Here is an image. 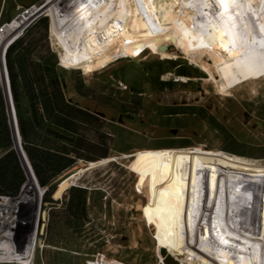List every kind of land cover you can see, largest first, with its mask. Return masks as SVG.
Listing matches in <instances>:
<instances>
[{
    "label": "rangeland",
    "instance_id": "rangeland-1",
    "mask_svg": "<svg viewBox=\"0 0 264 264\" xmlns=\"http://www.w3.org/2000/svg\"><path fill=\"white\" fill-rule=\"evenodd\" d=\"M32 1L34 3L29 7L24 6L20 0L13 1L16 9L25 8L23 14L28 13L31 16L25 23L21 22L20 27L18 26L19 28L16 29H10L13 24L10 22L2 25L0 30L3 26L9 24L4 28V34L6 33L4 36L5 42L13 36L20 37L34 20L41 16H47L50 20V43L59 59L60 72L67 97L72 102L101 114L113 121L117 126V142L113 146L110 157L103 159L105 161L100 160L103 162H95L97 164L94 166L89 163L79 162L61 177V180H63L68 175L77 172L71 175L68 182L77 180L76 183L78 186L87 187L95 193L96 204L91 211L92 219L84 226V229L89 234L88 237L95 236L92 239L90 238L80 243L81 245L79 244L78 248H80L81 253L73 252V254L81 256L82 252H87L90 247H94L97 250V254L94 255V260L89 261L87 264H122L118 261V258H123L129 263L136 264H162L161 250L168 264H214L211 261L209 262V260H204L196 253L191 254L189 250H184L183 253H179L178 250L184 247L180 240L175 243L177 246L174 247V251L168 245H161L156 232L145 221L144 207L141 204V199L146 194L140 188L137 175L131 166L136 155L146 150L189 148L205 153L209 151L221 152L232 158L260 162L259 165L251 166V170L247 169L245 171L243 170L244 172H240V182L237 184L235 172L240 171L239 166L231 162L214 161L219 177L224 178L228 186V196L225 197V200H222V203L225 206L234 208L235 211L233 220L236 228L234 229L235 233L232 234L242 236L241 232L248 230L251 231L256 239L262 241L263 238H259L258 232L264 233V228H260L259 226V223L264 219V200H259L257 207L260 220L253 222L252 216L255 214L253 211L255 209L254 188L256 175L260 169H264V157H261L264 154V80L245 83L233 91H224L222 85L224 80L220 76L213 58L207 56V63H203L206 67H211L212 65L214 73H210L205 67L196 64L195 61L199 59L198 57V59L192 57V55L189 58L187 57L183 49L189 51L191 49L189 47L192 45L191 41L190 39H182L180 41L178 36H176L178 33L173 34V41L168 45L169 53H167L169 55L167 57L146 51L136 57L131 54H129L130 56L121 57L111 63L107 68L92 73L86 72L83 68H66L62 64L61 56L65 52L63 45H69V38L72 35L68 22L70 18L77 19L79 17L78 19H84V14H86V7L83 6L84 3L78 1L75 5L68 8H60V4L58 6L51 5L40 10L47 4L48 0ZM86 1L91 4L90 0H85V4ZM127 1L130 2V0ZM127 1L122 0L123 8L119 10L121 11L120 17L115 19H119L121 23L119 26L123 27V30L121 29L122 33L126 31V33H131L137 39L141 37L142 42L167 36L165 31L158 30L159 27L153 26V19L155 21L160 19L166 20L169 17V12L164 10L158 14L159 16H156L157 18H153V9L151 7L154 4L144 7V5L137 3L134 7L133 5L130 6V3L128 4ZM92 2L99 9L101 8L104 13L110 12V10L112 11L110 7H105L99 0H92ZM59 3L61 2L59 1ZM65 4L67 5L68 3L61 5ZM184 6V10L181 12L173 9V13L177 15L173 17V21L182 22L186 30H193V26H195L197 31L199 30V33L210 44L212 43L207 38L206 31L198 26L200 24L202 25V20L205 17L209 19L207 25L209 26V32L213 34L219 30L225 31L231 29L230 31H235L236 24L230 23L237 21L235 16H242L241 12L239 10L237 11L238 8H236L235 12H232L231 8H228V1L225 0H207V3L205 1L202 4L199 0H195V2L194 0H186ZM191 6H193V9ZM130 7L133 8L130 9ZM87 9L92 10H89L91 14L94 12L93 8L89 6H87ZM212 9H215V11ZM218 10L225 14L219 13ZM164 16L165 18H163ZM213 16L215 17L213 18ZM186 17L189 18L187 22ZM216 20L221 21V23L216 22ZM224 20L226 22L229 20V23H225ZM139 23L141 24L139 25ZM144 24L146 25L145 27L148 24V29L144 28ZM111 26L106 25V28H112L113 26ZM175 29L177 28L175 27ZM75 33H78V31ZM148 36L149 38H147ZM212 47L217 50L215 45ZM191 57L195 59L194 62ZM166 59L182 61L195 77H180L174 68L165 66L164 68L167 72L162 76V80L166 82V85H163L157 91H153L150 88L147 75L143 71V68L149 62ZM82 82L93 89L107 86L109 87L107 89L108 92L112 90L134 92L133 88L142 89L145 91L143 96L148 100V106L139 115L121 114L109 106L97 103L91 97L87 98L79 94L76 90V85ZM89 95L92 96L93 93L89 92ZM171 108H176L180 112H192V108H195L200 114L205 115H199L197 117L188 115L169 116L167 113L172 112ZM208 114L219 120L223 129H218L216 126H213ZM228 135L234 137L237 142L245 144L246 147L238 145V149L248 153L249 156L234 155L225 151V148L229 145ZM17 140L18 137L16 138L15 135V148L19 151L27 178L29 177L31 179L29 184L32 183L35 194L41 196L43 190L39 189L40 192H38L35 189L33 184L35 180L30 175V169L21 151L20 141ZM183 145H187V147H181ZM187 173L193 176L196 183L199 181L203 185L205 179L199 175L198 170H189ZM64 189L65 187H62L56 196H54L55 191L53 192L52 198H57L54 199L55 202L46 201V193L43 195L42 212H47V218L50 210L53 208L52 206L57 205L58 208L63 207L64 195L66 194ZM236 190H238L240 197L235 195ZM219 197L220 192H218ZM98 199L101 200L100 202L102 204L98 203ZM223 214L224 207L222 205L219 208L217 224L220 231H225L223 227ZM140 221L145 223V233L141 241L140 249H135L133 248L134 243L132 237ZM226 225H229V221ZM181 237L187 238L186 234ZM194 243L196 244L197 242ZM199 244L195 246L197 249L203 250ZM33 245H35V251L31 264H45L46 260L43 257V253L48 248L45 244V231L44 234L39 232L38 238L31 236L29 243L23 247V253H27ZM209 254L215 258L217 257L216 253L209 252ZM75 262L78 261L75 260ZM78 264H82V261L81 263L78 262ZM260 264H264V256Z\"/></svg>",
    "mask_w": 264,
    "mask_h": 264
},
{
    "label": "bare ground",
    "instance_id": "bare-ground-1",
    "mask_svg": "<svg viewBox=\"0 0 264 264\" xmlns=\"http://www.w3.org/2000/svg\"><path fill=\"white\" fill-rule=\"evenodd\" d=\"M78 1L84 3L86 14H84L83 20L81 18L78 19L79 17L77 19L69 17L68 23L70 24L69 28L72 35L69 38V45L63 43L65 52L61 56L62 64L66 68H83L86 72L92 73L107 68L121 57L129 54L136 57L146 51L167 57L169 55L168 49L165 50L162 47L168 48V45L173 41V34L178 33L176 36H178L180 41L182 39H190L191 41L192 45L188 46L191 49L189 51L183 49L187 57L189 58L191 55L194 58L198 57L199 59L197 58L198 60L195 61L196 64L205 67L210 73H214L212 65L211 67H206L203 63H207V56L213 58L218 72L224 80L222 84L224 91H233L245 83L264 80V0H225L228 1V8L230 7L232 12H235L236 8H238L237 11L239 10L242 14L241 17L235 16L237 20L236 22L234 21L235 23H230L236 24L235 31H230L231 29L219 30L212 34L209 32V26L207 25L209 19L207 17L202 18V25L198 26L206 31L207 38L216 46L217 50L213 49V45L199 33V30L197 31L193 24V30H186L182 22L173 21V17L177 16L173 13V9H176L177 12L184 10L183 7H185L186 0H130V2L126 0L128 4L130 3V6L133 5L134 7L137 3L144 5V7L154 4L151 7L153 9V18H157L156 16L164 10L169 12V17L166 20L155 21L153 19V26L159 27L158 30L165 31L167 36L149 39L150 41L148 40L147 42H142L141 37H139V40L131 33H126V31L125 33L124 31L123 33L121 32L123 27L119 26L121 24L119 19H115L120 17L121 11L119 10L123 8L122 0H99L105 7L108 6L112 9V11L110 10L107 13H104L101 8L99 9L92 0H90L91 4L87 1L85 4V0H48L47 4L40 10L51 5L58 6L59 4L60 8H68L75 5ZM199 1L201 4L205 1L207 3V0ZM64 3L68 4L61 5ZM87 6L93 8L94 12L92 14L89 11L91 9H87ZM191 7L193 9V6ZM132 8L130 7V9ZM186 8L185 10H187ZM218 11L219 13H224L220 10ZM192 14L194 13L192 12ZM30 16L28 13L21 14L15 19L10 29L19 28L21 22L25 23ZM132 17L134 16L132 15ZM187 21H189V18L186 17ZM228 21L224 20L225 23H229ZM216 22L221 23L218 20ZM106 25H112L113 27L111 26L112 28L108 29ZM132 26L134 27V25ZM145 26L144 24L146 29L148 24L147 27ZM75 30L78 33H75ZM184 31L186 32L184 33ZM4 32V29L0 31V73L6 80L4 51L7 42L4 40L6 35ZM192 57L191 59L194 62L195 59ZM12 121L13 125H15L13 117ZM217 160H221L224 163L231 162L237 166H255L260 164V162L232 158L221 152L209 151L205 153L189 148L139 152L131 167L137 175L140 188L146 194L141 199L145 221L156 232L161 245H168L173 251L174 247L177 246L175 243L180 240L184 247L178 250L179 253L189 250L191 254L196 253L204 260H209V262L211 261L214 264H260L264 256V233L257 231L259 238H263L262 241L256 239L251 231L248 230H243L241 232L242 236L232 234L235 233L234 229L236 228L233 220L235 211L234 208L225 206L222 203V200H225V197L228 196V186L226 180L218 175L216 164L214 163ZM96 164L92 163L91 165L94 166ZM195 169L198 170L200 176L204 177L203 185L199 181L196 183L193 176L187 173V171ZM33 184L35 189L40 192L35 181H33ZM218 192H220L219 198ZM220 204L224 207L222 218L225 231H220L217 227L219 208L222 206ZM228 221L229 225H226ZM144 233L145 223L140 221L133 233V248L140 249ZM185 234L188 239L181 237ZM194 242H197L196 244L200 243L199 245L203 250L197 249V245ZM34 251L35 245L27 253L25 252L21 255L23 261L20 264H31ZM209 252L216 253L217 257H213ZM160 254L162 256V264H168L161 250ZM13 256H17L14 254V250ZM118 261L122 264H136L129 263L123 258H118Z\"/></svg>",
    "mask_w": 264,
    "mask_h": 264
},
{
    "label": "trees",
    "instance_id": "trees-1",
    "mask_svg": "<svg viewBox=\"0 0 264 264\" xmlns=\"http://www.w3.org/2000/svg\"><path fill=\"white\" fill-rule=\"evenodd\" d=\"M13 1L0 0V27L10 22L16 9ZM20 1L26 7L34 3L32 0ZM6 64L22 147L40 185L48 189L46 201L55 202L53 192L65 173L79 162H97L111 156L117 142V126L101 114L80 106L67 97L59 59L50 43V20L47 16L34 20L9 46ZM165 66L174 68L180 77H195L180 60L149 62L143 71L153 91L166 85L162 80L167 72ZM107 89V86L93 89L84 82L76 85L77 92L82 96L91 97L97 103L109 106L121 114L139 115L148 106L142 89L133 88L134 92H108ZM89 92L93 95L90 96ZM171 109L172 112L167 113L169 116L205 115L195 108H192V112ZM209 118L213 126L223 129L219 120L210 115ZM227 139L229 145L225 151L249 156L238 149V145L246 147L245 144L237 142L230 135ZM239 168L240 171H236L237 184L240 182V172L251 170V166ZM26 180L22 159L15 148L14 127L5 90L0 81V195H17ZM94 195L87 187L73 186L64 195L63 207L52 206L45 229V244L48 246L43 253L45 264H78L81 261L82 264H87L94 260V255L97 254L94 247L82 252L81 256L73 254L81 253L79 244L95 236L88 237L89 234L84 229L92 219L91 211L96 204ZM235 195L239 196L238 190ZM254 196L255 214L252 221L257 222L260 220L257 209L259 200H264V169L257 172ZM100 201L98 199V203L102 204ZM259 226L264 228V219Z\"/></svg>",
    "mask_w": 264,
    "mask_h": 264
},
{
    "label": "built area",
    "instance_id": "built-area-1",
    "mask_svg": "<svg viewBox=\"0 0 264 264\" xmlns=\"http://www.w3.org/2000/svg\"><path fill=\"white\" fill-rule=\"evenodd\" d=\"M29 172L43 190L41 196L35 194L29 177L17 195H0V264H20L23 247L31 236L38 238L39 232L44 234V226L47 227L49 218L44 219L42 205L48 189L40 186L31 169Z\"/></svg>",
    "mask_w": 264,
    "mask_h": 264
},
{
    "label": "water",
    "instance_id": "water-1",
    "mask_svg": "<svg viewBox=\"0 0 264 264\" xmlns=\"http://www.w3.org/2000/svg\"><path fill=\"white\" fill-rule=\"evenodd\" d=\"M25 10V8H17L14 10L12 16H11V19H10V23H13L15 21V19H17L21 14H23V11ZM8 25V24H7ZM5 25V26H7ZM3 29H1L2 31ZM17 39L16 36H13L11 37V39H9L7 41V44H6V47H5V51H4V65H5V72H6V76H5V79L3 78V76L1 75V78H0V81L2 82L3 84V87H4V90H5V94H6V98H7V102H8V107H9V113H10V117H11V123L13 122L12 121V117H13V120H14V124L12 123L13 127H14V135H16V137H18V141H20V144H21V147H22V139H21V135H20V132H19V127H18V122H17V117H16V111H15V107H14V103H13V99H12V93H11V86H10V79H9V74H8V69H7V64H6V53H7V50L9 48V46ZM162 49H168L167 47H162ZM22 154L24 156V159L28 165V167L32 170L33 174H34V177L36 178V180L38 181L35 173H34V170L31 166V163L22 147ZM19 152V151H18ZM92 163H95V162H91L89 163L90 165ZM77 173V172H76ZM76 173H72L70 175H68L67 177L63 178V180H61L58 185H57V188L54 192V196H56V194L58 193V191L62 188V187H65L64 189V192L67 191L68 189H70L71 187L73 186H78L76 181L74 182H68L71 175H74ZM39 183V181H38ZM40 184V183H39ZM41 186V185H40ZM54 199H57V198H54ZM43 217L44 219H47V212H44L43 213ZM45 226H44V230H45Z\"/></svg>",
    "mask_w": 264,
    "mask_h": 264
}]
</instances>
